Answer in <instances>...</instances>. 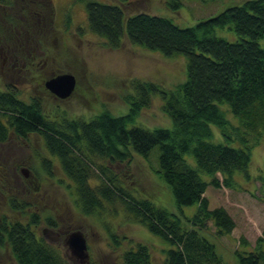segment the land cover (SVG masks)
I'll list each match as a JSON object with an SVG mask.
<instances>
[{"label": "trees", "instance_id": "obj_1", "mask_svg": "<svg viewBox=\"0 0 264 264\" xmlns=\"http://www.w3.org/2000/svg\"><path fill=\"white\" fill-rule=\"evenodd\" d=\"M116 1L87 3L89 29L112 49L119 48L125 37L165 56L186 55V79L171 88L132 80V91L124 96L129 106L125 114L103 109L90 119H70L63 113L50 118L38 99L26 102L15 89L0 90V142H6L11 131L23 138L40 134L44 147L59 159L66 177L75 184L76 200L84 213H95L104 208V201L111 204L118 199L134 221L170 244L165 264H223L216 244L199 230L211 221L218 235L232 233L233 217L223 206L211 208L206 192L209 187L236 188L239 175L250 178L252 149L264 136V0H246L191 27L145 12L126 17L122 5L128 0ZM226 28L235 32V40L217 35L218 29ZM158 94L173 127L134 125ZM224 104L238 124L226 117ZM156 147L159 169L154 173L173 193L178 214L132 195L110 168L95 162L100 158L111 164L129 163L138 155L150 163ZM43 164L50 170L49 161ZM94 176L97 185L90 183ZM256 178L264 189V166ZM11 204L20 206L14 199ZM194 204V216L186 217L183 207ZM38 220L37 213L28 222L0 217V249L7 244L17 264H72L38 236ZM262 231L253 246L240 238L238 264H264ZM151 259L149 247L137 243L123 253L122 264H151Z\"/></svg>", "mask_w": 264, "mask_h": 264}, {"label": "rangeland", "instance_id": "obj_2", "mask_svg": "<svg viewBox=\"0 0 264 264\" xmlns=\"http://www.w3.org/2000/svg\"><path fill=\"white\" fill-rule=\"evenodd\" d=\"M89 1L117 3L116 0H7L0 2V90L15 89L23 101L36 98L44 115L50 118L66 114L70 119H90L109 109L116 115L129 109L124 96L130 93V82L149 80L171 88L186 79L187 56H165L137 46L124 37L117 49L88 27ZM246 0H128L126 17L138 12L164 16L180 27H191L214 17L230 6ZM217 35L235 40V32L218 29ZM73 74L77 83L72 96L59 99L45 88V82L59 74ZM160 95H154L148 108L142 110L134 125L148 128H172L173 123L162 110ZM234 124L238 119L227 104L221 106ZM237 120V121H236ZM222 141L219 130L214 128ZM42 136L30 133L26 138L11 131L6 142H0V217L28 222L39 216L35 227L38 236L57 248L72 264H122L126 250L137 243L149 247L151 264H165L169 243L134 221L118 199L102 210L85 214L78 205L76 186L66 177L57 157L46 149ZM159 148L146 161L133 155L130 162L111 164L96 158L97 165L110 168L132 195L152 200L178 214L173 193L155 172L159 169ZM250 178L236 176V188L209 187L206 196L211 208L223 206L233 217L236 227L229 235H218L211 223L199 230L216 244L223 264H238L236 250L241 237L253 246L264 229V189L257 175L264 166V136L252 149ZM50 162V170L44 168ZM22 169H26L25 177ZM95 171L97 168L95 166ZM97 185L96 176L91 179ZM14 199L20 206L12 207ZM191 218L197 205L183 207ZM52 221V224L48 223ZM191 227L190 222L185 223ZM81 231L87 241L89 258L82 263L72 255L67 239L71 232ZM117 239V243L111 238ZM10 247L0 249V264H17Z\"/></svg>", "mask_w": 264, "mask_h": 264}, {"label": "water", "instance_id": "obj_3", "mask_svg": "<svg viewBox=\"0 0 264 264\" xmlns=\"http://www.w3.org/2000/svg\"><path fill=\"white\" fill-rule=\"evenodd\" d=\"M76 78L73 74H59L48 79L44 84L51 94L60 99L69 98L76 88ZM24 176H28L25 169L22 170ZM67 244L72 255L78 258L82 263L89 258L87 241L84 234L79 231L71 232L67 239Z\"/></svg>", "mask_w": 264, "mask_h": 264}]
</instances>
